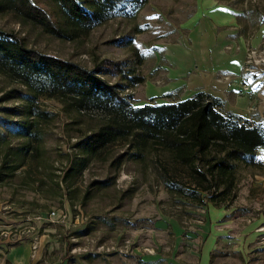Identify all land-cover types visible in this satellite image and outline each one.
Returning a JSON list of instances; mask_svg holds the SVG:
<instances>
[{
    "label": "rangeland",
    "instance_id": "obj_1",
    "mask_svg": "<svg viewBox=\"0 0 264 264\" xmlns=\"http://www.w3.org/2000/svg\"><path fill=\"white\" fill-rule=\"evenodd\" d=\"M36 1L52 10L48 1ZM198 1L149 0L135 18L110 19L74 40L55 37L38 26L21 24L10 12L0 13V30H13L29 46L86 67H92L95 60L110 58L135 67L144 80L153 79L159 69L153 70L152 55L156 49L153 44L160 38L167 39L177 26L175 22L165 24L164 19L176 20L177 12L194 8ZM219 3L238 12L246 26L242 29L245 37H251L260 22H264V0ZM180 34L176 38L179 44L186 39L184 33ZM123 36L133 38L143 55L141 63L131 47H120L111 41ZM244 67L249 68L244 74L246 84L255 85L254 89L261 94L249 110L264 116L258 109L264 105V34L255 47L247 48ZM106 78L116 81L115 77ZM141 86L127 91L132 94L133 104L157 103L153 98L142 100ZM11 88L23 87L0 75V97ZM66 104L46 95L38 97L35 105L49 112V119L39 118L42 137L39 144L33 143L39 146L24 157V165L13 174L7 167L16 161L13 152L26 140L0 126V162L6 164L3 167L0 163V243L6 244L10 239L13 244L26 246L27 264H200L206 237L205 232L201 233L206 222L205 208L208 204L213 206L209 195L203 192L204 202L198 204L192 198L170 194L164 184L174 180L189 187L192 180L188 167L173 160L154 141L140 145L133 137L111 143L98 155L90 156L85 166H80L86 155L74 144L89 130L106 122L109 115L91 105L78 109ZM0 106L24 109L27 104L11 98L0 102ZM257 153L247 161H237L234 187L217 204L235 207L231 227L239 230H234L238 231V237H232L234 241L224 243L222 236L216 237L215 243L223 247L224 254L210 252L209 264H264V250L253 254L246 250L241 254L232 249L241 242L264 245L261 238L264 184H255L264 181V147ZM74 165L77 168L67 175L66 170ZM107 178V183H99ZM211 191L215 194L220 190L213 187ZM51 210L65 213L66 218L63 221L51 218ZM254 219L261 221L258 229L262 231L248 240L249 230L241 233L240 229L252 225ZM210 243L211 240L207 241L205 248Z\"/></svg>",
    "mask_w": 264,
    "mask_h": 264
},
{
    "label": "trees",
    "instance_id": "obj_2",
    "mask_svg": "<svg viewBox=\"0 0 264 264\" xmlns=\"http://www.w3.org/2000/svg\"><path fill=\"white\" fill-rule=\"evenodd\" d=\"M46 1L52 10L36 0H0V13L10 12L21 24L38 26L55 37L74 40L110 19L135 18L149 0ZM111 41L120 47H131L134 55H138L137 61L142 62L143 55L132 37ZM0 75L23 87L4 92L0 102L16 98L27 104L24 109L0 106V126L26 140L13 152L16 161L7 167L10 174L23 166L24 157L39 146L33 144H39L42 137L39 118L48 120L50 115L35 105L42 95L78 109L91 105L109 115L106 122L89 130L74 144L86 155L80 166L119 139L133 137L140 145L154 141L173 160L188 167L191 176L189 187L174 180L164 181L167 191L192 198L198 204L204 202L203 192H207L213 205L220 204L234 187L237 161H247L257 148L264 147V121L252 122L226 109L225 101L218 96L199 90L178 101L134 105L132 94L127 91L144 82L135 67L110 58L95 60L92 67H86L29 46L13 30H0ZM106 76L115 77L116 81L111 82ZM0 163L6 165L2 160ZM76 168L70 166L66 174ZM213 187L220 191L212 193Z\"/></svg>",
    "mask_w": 264,
    "mask_h": 264
},
{
    "label": "crops",
    "instance_id": "obj_3",
    "mask_svg": "<svg viewBox=\"0 0 264 264\" xmlns=\"http://www.w3.org/2000/svg\"><path fill=\"white\" fill-rule=\"evenodd\" d=\"M219 2L221 0H199L194 8L185 9L183 13L177 12L176 20L164 19L165 24L175 22L177 26L167 39L160 38L153 44L156 48L153 50L155 54L152 55L153 70L157 67L159 69L153 79L145 76L144 82L140 83L144 94L142 100L153 98V101L157 103L164 102L161 99L168 102L178 101L202 90L222 98L227 109L253 119L255 122H262L264 116L249 110V106L253 105L252 102H256L255 98L261 97V94L254 89L255 85H248L247 91H243L242 86L246 84L244 74L248 73L244 69L247 48L255 47L261 41L264 34V22H260L251 37H245L242 29L246 26L244 27L241 16L231 6ZM180 33H184L186 39L179 44L176 38L181 37ZM188 36L190 38L187 40ZM218 76L227 78L220 79ZM144 103L148 102L142 104ZM258 109L264 114L263 106L261 108L260 105ZM259 148L256 149V155ZM263 182L255 184L261 185L264 184ZM205 210L206 222L201 227V233H206L204 244L209 240L211 243L207 248L204 244L202 245L200 264L210 263V252L212 255L215 250L220 253L224 251L223 247L215 243L218 235L222 236L221 241L227 243L234 241L232 237L237 236L238 233L234 230H239V228L231 227L233 216H236L235 207H218V205L208 204ZM220 220H222L220 224L215 223ZM258 220L254 219L252 225L244 226V230L240 229L241 233L249 230L248 240L254 239L256 234L262 231L261 228L258 229L261 227L258 224L261 221L257 222ZM224 235L226 236L223 237ZM8 241H5L6 244L0 243V264H27L26 246L13 244L10 239ZM259 242L263 243V241ZM232 249L240 251L241 254L246 250L252 251L253 254V251L263 252L264 245H258L257 242L248 245L241 242L234 245ZM254 255L261 257V254Z\"/></svg>",
    "mask_w": 264,
    "mask_h": 264
},
{
    "label": "built area",
    "instance_id": "obj_4",
    "mask_svg": "<svg viewBox=\"0 0 264 264\" xmlns=\"http://www.w3.org/2000/svg\"><path fill=\"white\" fill-rule=\"evenodd\" d=\"M247 57L248 58H250L251 56L247 53ZM247 62H248V60H247ZM246 71L249 69V68H244ZM220 79L221 78H227L226 76H218ZM249 89V86H248V84H244L243 86H242V90L243 91H247ZM263 108H264V105H263ZM251 109H253V108H251ZM49 216L51 217V218H56V219H58V220H64L65 218H66V214L65 213H61V212H59V213H56V211L55 210H51L50 211V213H49ZM36 247V245L34 244L33 245V248H35Z\"/></svg>",
    "mask_w": 264,
    "mask_h": 264
}]
</instances>
